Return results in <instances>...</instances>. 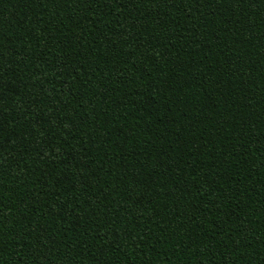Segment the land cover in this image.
<instances>
[{
  "label": "trees",
  "instance_id": "1",
  "mask_svg": "<svg viewBox=\"0 0 264 264\" xmlns=\"http://www.w3.org/2000/svg\"><path fill=\"white\" fill-rule=\"evenodd\" d=\"M0 264H264V0H0Z\"/></svg>",
  "mask_w": 264,
  "mask_h": 264
}]
</instances>
